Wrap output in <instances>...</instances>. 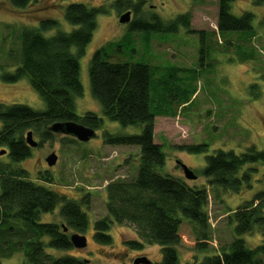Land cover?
<instances>
[{"label": "trees", "instance_id": "1", "mask_svg": "<svg viewBox=\"0 0 264 264\" xmlns=\"http://www.w3.org/2000/svg\"><path fill=\"white\" fill-rule=\"evenodd\" d=\"M31 1L10 0L18 8L28 6ZM231 1H218L220 36L239 32L253 37L254 13L245 11L235 15ZM253 1L256 5L264 4V0ZM115 5L135 12L136 16L128 22L134 31H169L175 30L179 24L188 25L187 14H180L166 25L159 18H154L155 22L144 21L138 11L140 4L133 0H115ZM102 12L100 7L72 2L64 12L66 19L76 25L71 32L46 36L43 31L53 28L54 19L42 20L38 28L23 27L20 36L22 52L17 67L14 72L2 75L9 82L28 77L46 106L45 109H34L28 104L0 103V147L6 148L10 158L6 162L0 160V256L8 257L22 250L25 260L31 264H93L88 258L70 254L57 256L47 249L69 250L74 247L63 224L84 233L89 227V215L83 209V204L88 203L87 198L80 202L67 199L51 186L30 178L19 163L31 156L33 149L26 141L28 131H32L34 139L38 136V144L43 145L56 137L50 126L57 121L72 120L95 130L102 125V117L95 112L80 115L76 110V97L84 90L79 78L80 57L94 37L97 15ZM262 24L264 26V19ZM201 39H204L203 32ZM116 45L115 41L108 42L93 55L89 65L90 88L108 119L123 126H141L139 134L105 133L109 144L138 146L141 160L133 178L114 180L107 185L108 215L94 221V240L105 245L111 243L113 236L109 231L113 223L127 222L135 228L141 240H127L126 246L141 250L147 244H160L162 259L152 264H180L176 246L193 243L189 247L199 251L210 246V219L205 209L207 189L191 187L184 178L161 173L166 158L154 138L155 123L159 115L173 116L176 112L173 104L178 103L181 107L188 104L194 91L191 92L184 81L179 86L173 85L167 71L165 79H156L155 90L160 98L156 97V106H152L155 97L151 95L154 76L151 66L109 61L107 53ZM177 147L197 153L206 151L208 145L190 143ZM256 163L264 166L263 149L250 146L239 153L232 149H218L207 155L202 173L208 178V185L236 193L251 188V171L255 168L250 165ZM38 179L51 182V177L45 173H39ZM59 205L62 224L42 220L43 214L55 211ZM230 218L235 223L233 240L223 245L220 252L187 264H264V190L238 206ZM254 229L260 230L263 240L251 247L242 236Z\"/></svg>", "mask_w": 264, "mask_h": 264}, {"label": "rangeland", "instance_id": "2", "mask_svg": "<svg viewBox=\"0 0 264 264\" xmlns=\"http://www.w3.org/2000/svg\"><path fill=\"white\" fill-rule=\"evenodd\" d=\"M133 1L140 4L138 11L144 21L155 22L154 18H159L168 25L180 14H187L188 25L179 24L175 30L169 31L131 30L129 23L119 21L127 10L117 7L115 0H32L28 6L20 8L12 5L10 0H0V103L28 104L34 109H45L46 106L28 77L13 82L2 78L4 73H12L17 67L22 52L20 36L23 27L38 28L42 20L54 19L53 28L43 31L46 36L71 32L76 25H72L64 15L69 4L78 2L102 8L103 12L97 15L94 37L80 57L79 78L84 90L76 97L77 113L95 112L102 117V125L89 142H76L71 136L66 138V135L56 133L54 139L33 148L31 156L19 163L30 178L51 186L67 199L88 200L83 209L89 215V227L81 233L88 238L85 249H47L57 256L70 254L88 258L93 264H133L140 255L158 262L163 256L160 244H147L141 250L126 246L125 241L140 239L135 228L127 222L112 225L109 232L113 239L109 244L98 243L93 236L94 221L108 215L107 185L114 180L133 178L141 160L138 146L109 144L105 140L106 132L139 134L141 126H123L108 119L90 88L89 65L93 55L106 43L115 41L116 47L106 56L109 61L151 66L154 74L151 95L155 97L152 106H156L154 102L159 97L154 85L156 79H165L167 71L173 85L179 86L184 81L186 87L194 91L184 107L173 104L176 110L173 116L163 114L156 117L154 138L165 153V165L160 168L162 174L179 176L191 187L207 189L205 209L210 219L209 248L199 251L189 247L193 243L176 246L180 264L202 261L204 256L220 252L223 245L233 240L235 223L230 216L238 206L264 190L262 164L250 165L255 168L251 171V188L236 193L208 185V178L202 173L207 155L218 149H232L239 153L255 146L264 150V4L256 5L253 0H232V13L235 15L245 11L254 13V36L233 32L221 37L217 18L219 0ZM135 16L132 11L131 19ZM201 32L204 33L203 40ZM35 140L39 137L35 136ZM190 143H205L208 147L206 151L197 153L185 152L177 147ZM1 150L6 148L0 147ZM51 152L58 155L54 166L46 162ZM9 159L6 153L0 155V160L6 162ZM180 162L191 168L197 179H186ZM39 173L47 174L51 182L38 179ZM60 208L59 205L55 211L43 214L42 220L62 224ZM242 238L251 247L263 240L258 229L244 234ZM0 264L31 263L25 260L24 252L20 250L8 257L0 256Z\"/></svg>", "mask_w": 264, "mask_h": 264}, {"label": "water", "instance_id": "3", "mask_svg": "<svg viewBox=\"0 0 264 264\" xmlns=\"http://www.w3.org/2000/svg\"><path fill=\"white\" fill-rule=\"evenodd\" d=\"M131 14L132 12L127 10L126 13L121 15L119 21L124 24L130 22ZM50 130L55 133H62L66 136L70 135L77 141H81V142H89L91 138L96 136V130L94 128L90 126L88 127L83 123L80 122L78 123L72 120L57 121L50 126ZM26 134H27L26 136L27 143L33 148L37 147L39 144L38 141L34 139V134L32 133V131H28ZM5 153L6 150L0 151V155ZM57 161H58V155L55 152L49 153V156L46 158V162L50 166L56 165ZM180 165L181 168H183L184 177L186 179H190V180L197 179V175L191 168H189L187 165H185L182 162H180ZM64 227H65V231H67L68 228L66 226ZM70 237L74 247L85 249V247L87 246V236H85V234L83 235L79 232H74L73 234L70 235ZM150 263H151V259H148L146 256H139L133 262V264H150Z\"/></svg>", "mask_w": 264, "mask_h": 264}, {"label": "flooded vegetation", "instance_id": "4", "mask_svg": "<svg viewBox=\"0 0 264 264\" xmlns=\"http://www.w3.org/2000/svg\"><path fill=\"white\" fill-rule=\"evenodd\" d=\"M113 224H114V223H113ZM63 225L65 226V224H63ZM67 228H68V227H67ZM70 230H71V229L68 228V230L66 231V232H68L70 235L73 234L74 232H78V231L74 230V232L71 233ZM85 236H86V235H85ZM87 241H88V238H87ZM134 250H135V249H134ZM140 256H146V255H140ZM138 257H139V256H138ZM146 257H147V256H146ZM147 258H148V257H147ZM136 259H137V258H136ZM149 259H150V258H149ZM152 263H154L153 260H151V263H150V264H152Z\"/></svg>", "mask_w": 264, "mask_h": 264}]
</instances>
